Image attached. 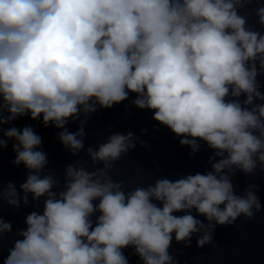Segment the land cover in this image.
<instances>
[{"label": "clouds", "instance_id": "9594fccd", "mask_svg": "<svg viewBox=\"0 0 264 264\" xmlns=\"http://www.w3.org/2000/svg\"><path fill=\"white\" fill-rule=\"evenodd\" d=\"M250 2L0 0V125L42 118L44 127L62 129L61 144L76 155L86 121L75 133L68 121L97 106L111 109L133 93L134 105L152 110L155 121L183 137L181 145L195 152L202 140L220 157L206 174L159 179L125 194L108 172L134 143L131 133H117L98 151L88 148L104 168L69 166L57 194L54 176L40 175L48 163L42 138L30 126L10 127L3 136L15 141L13 163L29 170L21 185L25 203L29 193L47 198L42 215L27 216V230L3 264H128L122 250L129 246L143 264H171L173 234L188 242L203 232L197 246L204 247L216 225L255 217L262 208L257 186L236 195L229 175L253 174L258 165L264 171V104L253 106L264 100L256 80L264 73V34L238 11ZM256 14L264 26V6ZM0 196L18 206L12 184ZM10 230L0 221V232Z\"/></svg>", "mask_w": 264, "mask_h": 264}, {"label": "water", "instance_id": "95a60500", "mask_svg": "<svg viewBox=\"0 0 264 264\" xmlns=\"http://www.w3.org/2000/svg\"><path fill=\"white\" fill-rule=\"evenodd\" d=\"M259 6H264V0H252L238 11L246 17L248 27L264 34V26L260 25L256 14ZM257 69L259 70L258 62ZM256 80L260 85L259 91L264 95V73L258 75ZM135 99L136 94L129 93L126 100L111 109L97 106L94 113L85 116L81 112L78 120H69L66 128L73 133L78 130L81 121H86L83 125V148L76 155L61 144L59 137L62 129L52 125L44 127L42 118L32 121L30 116H24L10 124L0 125V139L6 140V147L0 148V193L6 192L8 185L12 184L18 194V206L10 205L7 199L0 196V221L11 225L10 231L0 232V264H3L15 242L22 239L20 233L27 230V216L33 212L43 214L47 198L34 199L29 193L25 203L21 185L26 182L29 170L23 164L13 163L16 158L13 151L15 141L3 136V132L10 127L22 129L30 126L42 138L40 150L46 153L48 163L40 175L54 176L58 183L52 191L57 194L65 190L66 169L69 166L83 167L88 172L104 168L103 162L92 161L88 148L98 151L100 144L106 143L110 135L117 133H131L134 143V147L122 153L120 159L112 163L108 172L113 181L123 183L125 194L137 187L154 185L159 179L174 182L189 175L213 171L212 165L220 159L215 156V150L210 149L202 140H197L199 147L195 152L192 147L181 145L183 137L176 136L167 126L155 121L152 110L136 107L133 103ZM226 99L235 98L229 95ZM238 99L243 105L246 96L242 94ZM256 104H264V100L254 99L253 106ZM3 115H8L6 110ZM229 175L236 195H242L249 185L257 186L253 191L262 206L261 210L252 219L241 216L232 225H216L211 231L212 242L204 247L197 246V240L203 232L194 233L188 242H177L173 234L168 249L172 257L171 264H264V171L258 165L253 174L246 175L239 169H234ZM192 214L205 225L208 224L207 219L197 215L194 209ZM98 215L99 213H94L91 217L94 224ZM122 251L128 264H143L140 257L134 254L133 247L129 246Z\"/></svg>", "mask_w": 264, "mask_h": 264}]
</instances>
